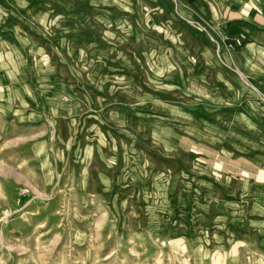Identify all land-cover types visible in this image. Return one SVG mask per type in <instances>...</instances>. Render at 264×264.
I'll use <instances>...</instances> for the list:
<instances>
[{"label":"rangeland","instance_id":"rangeland-1","mask_svg":"<svg viewBox=\"0 0 264 264\" xmlns=\"http://www.w3.org/2000/svg\"><path fill=\"white\" fill-rule=\"evenodd\" d=\"M191 29L153 0H0V264H264V214L192 153L238 101Z\"/></svg>","mask_w":264,"mask_h":264},{"label":"crops","instance_id":"crops-1","mask_svg":"<svg viewBox=\"0 0 264 264\" xmlns=\"http://www.w3.org/2000/svg\"><path fill=\"white\" fill-rule=\"evenodd\" d=\"M153 1L161 2L169 14L191 27L194 37L216 40L222 52L217 63L225 67L226 76L219 79L235 85L233 99L238 102L228 96L226 106L220 107L224 109L218 114L220 124H211L225 133L220 150L197 143L193 144L195 152L191 151L213 173L234 180L232 192L254 200V208L264 214V0ZM237 39L243 46L228 50L227 45ZM233 68L239 79L229 74Z\"/></svg>","mask_w":264,"mask_h":264},{"label":"built area","instance_id":"built-area-1","mask_svg":"<svg viewBox=\"0 0 264 264\" xmlns=\"http://www.w3.org/2000/svg\"><path fill=\"white\" fill-rule=\"evenodd\" d=\"M243 46V42L240 39L234 40L232 43L227 45V49L228 50H233L234 48L238 47H242Z\"/></svg>","mask_w":264,"mask_h":264}]
</instances>
